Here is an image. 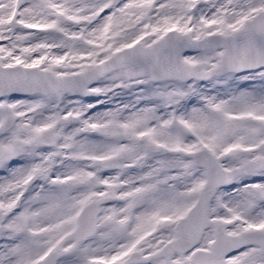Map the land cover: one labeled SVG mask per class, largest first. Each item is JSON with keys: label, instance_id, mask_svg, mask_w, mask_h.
Wrapping results in <instances>:
<instances>
[{"label": "snow or ice", "instance_id": "snow-or-ice-1", "mask_svg": "<svg viewBox=\"0 0 264 264\" xmlns=\"http://www.w3.org/2000/svg\"><path fill=\"white\" fill-rule=\"evenodd\" d=\"M0 264H264V0H0Z\"/></svg>", "mask_w": 264, "mask_h": 264}]
</instances>
